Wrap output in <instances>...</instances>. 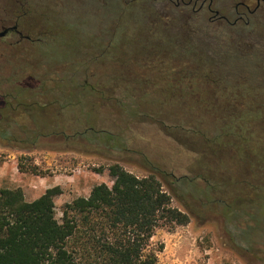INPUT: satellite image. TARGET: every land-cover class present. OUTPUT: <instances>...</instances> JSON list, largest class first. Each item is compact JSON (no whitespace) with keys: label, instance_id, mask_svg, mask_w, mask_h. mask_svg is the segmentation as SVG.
Listing matches in <instances>:
<instances>
[{"label":"trees","instance_id":"1","mask_svg":"<svg viewBox=\"0 0 264 264\" xmlns=\"http://www.w3.org/2000/svg\"><path fill=\"white\" fill-rule=\"evenodd\" d=\"M140 8L149 18L150 6L140 4ZM12 9L13 13L33 11L21 3ZM124 10L118 5L110 11L122 18ZM240 12L243 18L236 23L192 14L175 27L159 24L150 29L149 48L142 44L138 55L125 56L133 51L128 43L121 49L128 52L114 53L117 69L100 66L95 74L86 62L87 93L116 110L113 121L123 129L90 127L77 135L91 143L102 141L108 147L127 149L133 135L123 124L149 123L199 154L191 164L195 171L219 164V171L237 175L227 191L257 190L264 196V2L253 14ZM30 20L12 21L15 30H21L22 23ZM104 55L112 58L113 53ZM92 75L97 82H89ZM116 88L132 99L112 102ZM233 160L238 164H232ZM143 161L150 169L144 176L118 162L111 164L113 184L98 183L88 196L66 203L61 219L56 216L61 186L47 188L32 201L21 187L1 188L0 264H158L164 245L149 247L156 229L185 225L190 215L173 206L171 194L164 189L159 175L168 179L172 173L145 154ZM19 169L27 170L21 162ZM229 207L230 216H240L242 210ZM237 227L233 241L239 240L242 249L258 255L256 245L264 246V236L253 241L243 234L242 226Z\"/></svg>","mask_w":264,"mask_h":264},{"label":"rangeland","instance_id":"2","mask_svg":"<svg viewBox=\"0 0 264 264\" xmlns=\"http://www.w3.org/2000/svg\"><path fill=\"white\" fill-rule=\"evenodd\" d=\"M155 1L159 7L164 2ZM214 1L213 7L222 14L231 20L236 17L230 7L220 3L238 0ZM249 2L251 6L256 4V0ZM17 3L33 10L27 16L32 19L30 23L24 22L21 27L33 39L19 42L11 32L0 36V117L4 116L0 132L5 133L0 135V168L16 160L27 170L13 179V184L0 180V189L21 187L26 199L32 201L47 188L59 185L63 193L56 200V216L61 219L66 203L88 196L98 183L113 184L111 164L118 162L138 176L149 174V166L143 161L145 154L172 173L174 177L168 179L159 175L164 189L171 194L172 205L190 215L185 225L156 229L149 247L164 245L158 252V264H264L262 243L256 245L258 255H253L242 249L239 240L233 241L237 226H242L250 240L264 236V196L257 190L227 191L228 183L237 176L231 170L219 171V164L212 163L195 171L191 164L199 154L149 123L123 124L135 137L127 140V149L108 147L102 141L91 143L77 135L90 127L123 129L122 124L114 122L116 110L87 93L86 62L92 64L90 70L95 74L100 73V66L118 67L115 52L133 50L124 55H138L143 45L149 48L153 43L150 29L166 20L147 18L146 10L139 11L137 0H0V21L9 18ZM118 5L125 8L122 18L110 11ZM12 25L14 21L0 22V31ZM127 44L129 50H121ZM106 52L113 53L112 58H107ZM81 62L84 64L77 68ZM97 81L95 75L90 77L89 82ZM112 94V102L132 99L122 88ZM232 164H238L237 160ZM12 169L14 172V165ZM177 178L182 180L175 181ZM229 205L242 210L235 217L238 219L229 215Z\"/></svg>","mask_w":264,"mask_h":264},{"label":"flooded vegetation","instance_id":"3","mask_svg":"<svg viewBox=\"0 0 264 264\" xmlns=\"http://www.w3.org/2000/svg\"><path fill=\"white\" fill-rule=\"evenodd\" d=\"M129 1H133V0H129ZM137 1H139V3L143 5L147 3L151 9L150 16L159 17L160 20L165 19L166 21H163V23L161 24H165L171 27L177 26L176 24L177 21H180L183 24V21H186L187 17L192 14L197 15L199 18L206 17L210 20H216L218 22L236 23L238 19L243 18L240 9H243V12L245 9L247 12L253 14L261 7V3L264 2V0H256V4L254 5L253 8L249 0H238L236 3H233V1L224 3L222 1L220 5L225 7H230V12L232 11V13L235 14L236 16L233 20H231L229 15L222 14L219 9L213 7V5L215 4L214 0H164V2L163 1L161 2L163 3L161 7L155 4L156 2L155 0H137ZM29 13H12V14L10 13L8 19L2 17V20L0 22L2 24L3 23L5 24L7 20L16 21L19 18L27 19ZM15 28L16 26L14 25L5 27L3 31H0V36H5L9 32H11L18 38L17 41L19 42L25 39L27 40L33 39V36L31 34L25 32V28H22L21 30L19 29L15 30ZM2 32L4 33L1 34Z\"/></svg>","mask_w":264,"mask_h":264},{"label":"crops","instance_id":"4","mask_svg":"<svg viewBox=\"0 0 264 264\" xmlns=\"http://www.w3.org/2000/svg\"><path fill=\"white\" fill-rule=\"evenodd\" d=\"M15 159V156H13ZM16 160H11L10 163L4 164L2 168H0V180L2 181V184H13L11 181L13 179L20 178L21 175L24 173L20 171L19 164L16 163ZM10 164V165H9ZM13 165L15 166V170L13 172ZM35 182V180H33Z\"/></svg>","mask_w":264,"mask_h":264},{"label":"water","instance_id":"5","mask_svg":"<svg viewBox=\"0 0 264 264\" xmlns=\"http://www.w3.org/2000/svg\"><path fill=\"white\" fill-rule=\"evenodd\" d=\"M4 32H2L1 34H3Z\"/></svg>","mask_w":264,"mask_h":264}]
</instances>
